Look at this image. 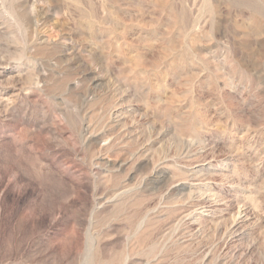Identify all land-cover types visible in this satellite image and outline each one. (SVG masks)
I'll list each match as a JSON object with an SVG mask.
<instances>
[{
  "label": "rangeland",
  "instance_id": "obj_1",
  "mask_svg": "<svg viewBox=\"0 0 264 264\" xmlns=\"http://www.w3.org/2000/svg\"><path fill=\"white\" fill-rule=\"evenodd\" d=\"M0 264H264V0H0Z\"/></svg>",
  "mask_w": 264,
  "mask_h": 264
}]
</instances>
